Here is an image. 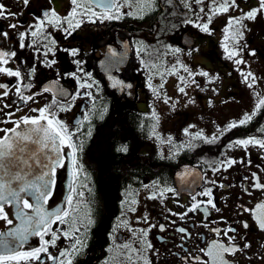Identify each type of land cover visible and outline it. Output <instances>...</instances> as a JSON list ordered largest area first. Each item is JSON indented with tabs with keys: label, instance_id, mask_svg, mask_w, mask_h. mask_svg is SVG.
I'll use <instances>...</instances> for the list:
<instances>
[{
	"label": "flooded vegetation",
	"instance_id": "obj_1",
	"mask_svg": "<svg viewBox=\"0 0 264 264\" xmlns=\"http://www.w3.org/2000/svg\"><path fill=\"white\" fill-rule=\"evenodd\" d=\"M117 2L124 14L119 20L101 21L93 17L95 22L92 23L86 17H78L84 22L67 37L62 30L46 25L48 39L42 36L33 38L29 34L24 41L26 47L20 48L18 33L35 23V17L48 6L49 0H31L28 7L19 0H0L8 11L19 13L17 17L0 18V31L9 33V38L0 36V50L16 52V57L6 66L21 71L26 77L24 83L32 85L23 89L24 95L33 96V100L26 104L20 101L16 96L18 78L0 74V84L8 85L7 96L2 95L5 89H0V121L6 119L5 113H14L13 120L25 115L37 116L38 113L31 109L51 105L57 118L74 133L73 141L83 145L77 151L80 167L76 177L69 170L71 150L63 149L65 167L57 169L56 184L46 209L53 212L67 210L70 217L67 223L51 225V230L57 232L60 239L54 247H49V253L59 256L60 251L69 248L71 240L62 233L71 232L73 224L81 228L80 233H76L81 240L90 229L88 226L85 231L84 225L89 218L92 219L89 204L92 202L94 178L109 177L112 173L102 167L100 154L92 155L90 136L92 132L110 127L121 137L124 146L116 150L128 164L127 169L140 165L146 168L147 173L140 172L138 185L126 189L129 200L134 199L136 203L127 205L116 218L114 225H119V231L114 237V246L106 254L98 253L95 257L84 248L74 264H144L145 259L151 264H185V250L201 255L199 248L221 238L211 229L229 226L237 229L239 243H249L251 247L228 259L234 264H264V248L261 247L264 232L256 230L250 213L241 212L239 207L251 209L264 202V190L252 186L255 183L252 173H256L259 182L264 184V149L251 145L245 149L235 144V141L251 136L264 139V132L260 131L264 128V109L249 124L226 130L232 122H238L245 114H252L258 100L264 98V17L244 21L248 29L240 41L241 45H247L241 51L244 64L235 65L226 59L224 51L226 42L232 45L231 39L225 41L224 29L228 19L242 15L241 10L247 12L258 7V0H236L238 9L213 16L209 26L211 34L201 32L195 24L206 22L214 7L213 0L192 3L191 9L185 8L182 0H172L171 4L166 0H155L150 8H145L139 0ZM220 2L222 0H217V4ZM51 7L63 17L70 10V0H51ZM93 8L101 11L95 5ZM200 8L204 12H200ZM187 20L193 23H185ZM11 23L20 26L11 29ZM34 39L35 44L32 43ZM51 40L56 41L55 45H51ZM45 45L53 47L54 55L44 56ZM192 47L199 51L189 55L188 50ZM174 48L182 51L174 54L171 51ZM72 49L78 50L76 56L71 54ZM110 50L117 55L108 56ZM250 50H255L256 55H249ZM52 59L56 63L46 67L45 61ZM117 60L121 62L116 63ZM110 62L114 66L109 68ZM179 64L187 66L192 73L206 71L219 79L209 82L201 75L190 77ZM167 65H177L174 73L153 74V68ZM32 68L35 72L29 76ZM180 70L182 72L178 74ZM241 72H252L256 77L251 88ZM109 77L119 81V85L113 87L114 80ZM180 77L184 80L181 81ZM193 79L195 83H192ZM150 80L164 82V87L170 92L168 102L159 105L150 100L147 87ZM85 83L93 87L82 88L80 85ZM129 83L132 85L130 90L127 87ZM180 87H184L186 94L179 91ZM45 88L51 91L45 92ZM88 92L92 93L91 97L86 95ZM189 100L193 102L189 103ZM61 106L69 107L70 111H59ZM133 114L140 115L142 120L152 118V126H147L146 122L138 126L141 136H137L124 122ZM12 126L11 123H0V127ZM197 133H202L208 140L216 139L208 143L195 138ZM125 147L127 151H121ZM228 160L236 163L227 167ZM186 165L189 166L188 187L180 191L174 175ZM217 168L219 171H215ZM167 188L175 191L165 192L161 197L159 193ZM207 189L212 190V198L220 211L209 208L206 216L202 210L205 205H202L201 210L188 212L181 218V214L192 205L193 195L196 201L208 200V197L199 195ZM80 192H83L82 197L78 195ZM153 193L157 198H150ZM70 195L71 204L68 203ZM30 202L34 203L31 198ZM243 220L249 222V229L242 228L239 221ZM178 228H185L190 236L178 232ZM141 229H150L146 240L152 244L151 250H142ZM241 237L245 239L241 240ZM45 239H50V235ZM124 244L130 247H122ZM39 246V237L33 236L24 250ZM136 249L141 251L138 253ZM45 264L53 262L45 258Z\"/></svg>",
	"mask_w": 264,
	"mask_h": 264
},
{
	"label": "snow or ice",
	"instance_id": "obj_2",
	"mask_svg": "<svg viewBox=\"0 0 264 264\" xmlns=\"http://www.w3.org/2000/svg\"><path fill=\"white\" fill-rule=\"evenodd\" d=\"M24 6L28 7L31 0H19ZM145 8H150L155 0H139ZM167 3L171 4L172 0H166ZM203 0H182L184 7L187 9L192 8V3L201 4ZM214 7L210 10V14L207 17L206 22L202 24H195L203 33L211 34L210 24L212 23L213 16L221 13H227L231 9H238L239 5L236 0H222L217 4V0H213ZM101 9L96 11L93 8ZM70 10L67 15L61 17L54 8L51 7V0H49L48 6L41 10L39 16L35 17V23L29 25V29L24 32H19V47L25 48L24 43L26 37L30 34L31 37L35 38L42 36L44 39H48L46 34V25L56 27L58 30H62L66 37L72 35L75 29L81 27L84 22L83 19L86 17L89 22L94 23L95 17L101 21L103 20H119L122 18L120 8L122 7L117 0H70ZM143 10V9H142ZM200 12H204L203 8L199 9ZM240 16L230 17L227 25L224 29L225 41L232 40L230 46L227 42L224 44V51L226 53V59L233 61L235 65H242L245 60L241 57V51L247 47L246 44L241 45L240 41L243 39V33L247 29V25L244 23L247 21H256L258 17H264V0H258V7L251 8L247 12H243ZM19 13H13L6 9L3 3H0V18L17 17ZM131 15V13H128ZM80 17V18H78ZM185 23H193L191 20L185 21ZM20 25L17 23L9 24L11 29H18ZM0 36L9 38V33L6 31H0ZM33 44L36 43L34 39ZM51 45H55L56 41L51 40ZM2 48V46H0ZM46 51L44 56L49 53H53V47L45 45ZM174 54H179L182 49L174 48L171 49ZM199 51L197 48H189L188 54ZM71 54L76 56L78 54L77 49H72ZM117 54L110 50V57H115ZM249 55L255 56L256 51L250 50ZM16 57L15 51L0 50V74L8 77H16L19 83L16 87V96L20 101L25 104L33 100V96L24 95L23 89L31 88V84H25L24 80L26 77L22 76L19 69L13 70L6 65L9 64L12 58ZM122 60V58H121ZM121 62L117 60L116 63ZM56 61L46 60L45 66L52 67ZM79 64V61H76ZM179 63V61H178ZM114 65L110 62L107 67H113ZM190 77L195 75H201L207 77L209 82H213L219 79L218 76H210L206 71H200L199 73H192L187 66L179 64ZM175 70V68H174ZM239 71V69H237ZM35 72V68H32L28 75H32ZM241 75L248 83V87H252L256 81V77L252 72H241ZM113 79V77H109ZM181 81L184 80L180 77ZM251 81V82H249ZM119 81L113 82V87L119 85ZM195 83V80H192ZM82 88H92V84H81ZM152 88V91L159 96L156 88H153L151 83L148 85ZM131 87V85H128ZM162 88L163 85L161 84ZM0 89H5L2 93L3 96L8 95V85L0 84ZM45 92L51 91L50 88H45ZM179 91L185 93L184 87H180ZM186 94V93H185ZM79 95V94H77ZM87 96L91 97L92 93H86ZM75 97H73L74 99ZM167 102V99L165 100ZM193 101L189 100V103ZM56 101L53 100V104ZM4 107H10V105H4ZM261 109H264V98L258 100L256 110L252 114H245V116L238 122H232L228 125L226 130L235 129L240 126H245L253 121L254 117L260 113ZM32 112H37V116H22L19 119H11L14 113H5L6 119L0 121V123H11L13 126L10 128L0 127V264H45L46 260H50L53 264H74V260L79 256L83 249L86 247L85 240H81L76 233H80L81 228L73 224L72 231H64L62 234L64 237L71 240L69 248L60 251L59 256H53L49 253V247H54L57 240L60 239V235L57 232L51 230V225L59 222L64 224L68 222L70 212L67 210L50 212L47 211L44 205L47 204L48 200L52 196L53 189L56 184L57 169L65 167V156L63 149L67 147L70 149V160L72 164V174L74 177L78 175L79 164L77 159L78 149H82L83 145L73 141V132H70L68 126L63 121L57 118V115L52 111V106H45L44 108H33ZM59 111H70L69 107L61 106ZM2 112V109H0ZM87 119V117H85ZM264 132V128L260 130ZM195 138L204 139L206 142H214L216 137H212L211 140L202 136V133H197ZM235 144L247 149L250 145L264 149V139H258L255 136H251L245 139H239L235 141ZM189 146L192 147L189 142ZM121 151H127L126 147L121 148ZM224 162H222L223 164ZM235 160L226 161L227 167H231L235 164ZM243 163V161H241ZM250 163V161H249ZM219 171V168L215 169ZM252 177L255 183L252 185L255 189L264 190V184L259 182V177L256 173H252ZM247 179V178H246ZM211 183H215L212 181ZM221 187H225L221 185ZM75 191V189H73ZM172 188L164 189L159 193L161 197L164 196L165 192H174ZM247 192L248 190L245 189ZM251 195V193H248ZM81 197L83 192L78 193ZM199 195L208 197L205 201H196L195 195L192 196L193 203L187 209V212L181 214V218L187 215L188 212H196L202 209V205L205 207L202 209L205 215L208 214V209L217 208L214 199L212 198V190L207 189L199 193ZM30 198L33 202H30ZM155 199L156 194L150 197ZM72 196L68 197V203L71 204ZM135 203V201H132ZM241 212L250 213L251 219L255 225V229L260 232H264V202L258 203L254 208H244L242 205L239 206ZM135 211V209H131ZM172 215H177L172 213ZM147 221V217L144 218ZM93 223L91 218L88 219L87 224L84 225L85 231L87 227ZM243 229H249L250 225L247 220L239 221ZM207 226V225H205ZM163 225L160 226L163 230ZM150 229H141V243L142 250L148 251L152 249V244L147 242L146 237ZM178 232L190 236L185 228H178ZM216 236L221 237L218 240H213L207 247L199 248L201 255H193L191 252L186 251L184 257L185 264H234L233 260L228 259L229 256L235 257L237 253H243L245 249L250 248L249 243H239L237 241V229L234 227H227L225 229L213 228L211 229ZM232 233V235H229ZM50 239H45V236H49ZM39 237L40 246L24 250L25 245L28 243L30 237ZM241 237V240H244ZM124 248H129L127 244L122 245ZM264 248V243L261 244ZM139 253L141 249H136ZM144 264H151L150 261L145 259Z\"/></svg>",
	"mask_w": 264,
	"mask_h": 264
},
{
	"label": "trees",
	"instance_id": "obj_3",
	"mask_svg": "<svg viewBox=\"0 0 264 264\" xmlns=\"http://www.w3.org/2000/svg\"><path fill=\"white\" fill-rule=\"evenodd\" d=\"M130 125L137 136H141L138 126L143 123L152 126V118L141 119L138 114H133L124 121ZM92 132L91 147L92 155L100 154L102 158V167L104 170L111 171L109 177H95L93 185L92 202L89 204L92 217L91 237H90V255L95 257L98 253L106 254L105 246L108 243V232L110 231L115 218L121 213L120 200L124 197L125 191L129 186L138 185V175L140 172L146 174V168L139 165L138 168H129L116 150L117 147H123L121 137L110 127L100 129L99 132ZM133 144V143H132ZM116 154L118 155L115 158ZM102 168V169H103ZM132 170V171H130ZM115 171V172H114ZM117 172V173H116Z\"/></svg>",
	"mask_w": 264,
	"mask_h": 264
},
{
	"label": "rangeland",
	"instance_id": "obj_4",
	"mask_svg": "<svg viewBox=\"0 0 264 264\" xmlns=\"http://www.w3.org/2000/svg\"><path fill=\"white\" fill-rule=\"evenodd\" d=\"M168 67H163V66H159L158 68H153V74L155 76H158L160 74L162 75H170L172 73H174V68L176 69L177 65H167ZM182 71L180 70L178 72V74H180ZM149 83H151L153 88L157 89V92L159 93V96L154 93L152 91V88H150L148 85ZM163 85V87L161 88L160 85ZM147 87H148V92H149V96H150V100H152L153 102L159 104V105H163V103L165 102V100L168 99L170 97V92L167 91L166 87H164V82L162 80H158V81H154L152 82L151 80L147 83ZM183 103V99L181 100ZM179 103V102H177ZM165 107V106H163ZM166 109V107H165Z\"/></svg>",
	"mask_w": 264,
	"mask_h": 264
},
{
	"label": "water",
	"instance_id": "obj_5",
	"mask_svg": "<svg viewBox=\"0 0 264 264\" xmlns=\"http://www.w3.org/2000/svg\"><path fill=\"white\" fill-rule=\"evenodd\" d=\"M110 55V52H108V56ZM128 85H131V83L127 84V87ZM132 87V85H131ZM131 87H128L129 90ZM70 163V166H69V170L70 172L72 173V164H71V161L69 162ZM189 169V166H182V168L178 171H176L175 175H174V181H175V184L176 186L179 188L180 191L186 189L188 187V178H187V170ZM45 209H46V205H44ZM47 210V209H46ZM49 211V210H47ZM50 212H53L50 210Z\"/></svg>",
	"mask_w": 264,
	"mask_h": 264
},
{
	"label": "bare ground",
	"instance_id": "obj_6",
	"mask_svg": "<svg viewBox=\"0 0 264 264\" xmlns=\"http://www.w3.org/2000/svg\"><path fill=\"white\" fill-rule=\"evenodd\" d=\"M126 196H127V195L125 194L124 197H123L122 199L126 198Z\"/></svg>",
	"mask_w": 264,
	"mask_h": 264
}]
</instances>
